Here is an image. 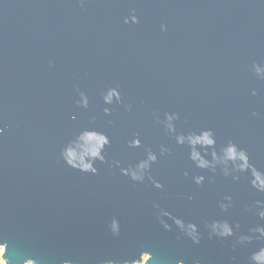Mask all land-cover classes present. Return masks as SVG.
I'll use <instances>...</instances> for the list:
<instances>
[{
    "label": "water",
    "instance_id": "95a60500",
    "mask_svg": "<svg viewBox=\"0 0 264 264\" xmlns=\"http://www.w3.org/2000/svg\"><path fill=\"white\" fill-rule=\"evenodd\" d=\"M133 10L138 23L125 24ZM253 61L264 62V0H0V233L9 250L93 264L130 257L143 245L168 260L246 264L257 242L234 250L232 238L205 234L193 245L155 221L154 201L201 224L228 216L243 231L257 222L244 205L264 194L244 177L209 182L153 113L177 112L181 130L212 128L218 144L232 139L264 170V80L249 70ZM117 84L131 108L112 105L105 115L99 93ZM77 90L88 96L87 109L74 103ZM89 125L108 133L107 156L122 165L140 158L145 145L169 146L152 168L164 188L99 162L95 175L67 167L60 145ZM134 131L138 149L125 144ZM200 172L206 181L197 186L191 175ZM225 193L234 206L220 213L216 201ZM113 216L118 238L107 231Z\"/></svg>",
    "mask_w": 264,
    "mask_h": 264
},
{
    "label": "clouds",
    "instance_id": "9594fccd",
    "mask_svg": "<svg viewBox=\"0 0 264 264\" xmlns=\"http://www.w3.org/2000/svg\"><path fill=\"white\" fill-rule=\"evenodd\" d=\"M83 3V0H80ZM135 10L130 11L129 15L123 18L125 24L138 23V17L134 14ZM163 30V26H162ZM257 79L264 80V62L253 61L249 69ZM78 98L74 103L81 108L87 109L89 98L85 92L77 90ZM255 95V89L252 90ZM100 99L105 107L102 111L109 115L112 105H123L125 109H130L131 105L122 100L119 85L108 86L100 91ZM257 115L256 112L252 113ZM70 119H75L71 116ZM96 117L91 116L90 121H95ZM180 116L177 112L165 111L163 116L153 113L154 122L161 126L165 134L178 146L187 149V159L195 169L207 172V180L210 182L216 175L225 179L230 178L233 182H238L244 177L247 184L255 192L264 194V170L258 168L251 162L247 149L240 147L232 139H227L218 144L216 135L212 128L186 129L181 130L177 127ZM106 125H111L112 121L107 120ZM0 133L3 129L0 128ZM112 141L105 130L96 126H84L79 128L73 135L68 137L59 147V159L69 168L78 170L81 173L97 174L96 163L107 164L108 169L117 168L119 173L127 177L130 181L143 184L146 180L151 182L155 189H163L164 185L152 175V168L159 159L171 153V148L166 144H159L154 151L151 146H143V155L134 162L122 165L119 159H109L107 149ZM125 144L130 149H138L142 146L139 133L132 132L125 140ZM200 173L191 175V182L197 186H202L206 181V176ZM184 177L189 176V171L182 172ZM192 199L191 196L188 197ZM234 206L233 196L223 194L217 201L216 207L220 213H228ZM153 216L156 222L164 231H172L173 227L179 233L177 239L181 237L191 241L193 245H199L204 235L208 239L224 240L232 238V247L248 248L257 242L256 246L249 251L246 264H264V199H255L251 203L244 205V211L252 213L257 222L241 230L239 220L230 219L228 216H214L204 219L201 223L195 220L186 219L181 215H174L168 208L159 202L152 203ZM169 221L171 223H169ZM107 231L113 238L121 235V223L113 216L107 222ZM234 259V258H233ZM0 264H83L80 259L71 257L49 258L36 257L33 255L22 254L18 249L9 250V240L3 233H0ZM93 264H206L203 259L192 258L168 260L160 256H154L152 251L147 250V246H140L130 257H104L96 259Z\"/></svg>",
    "mask_w": 264,
    "mask_h": 264
}]
</instances>
